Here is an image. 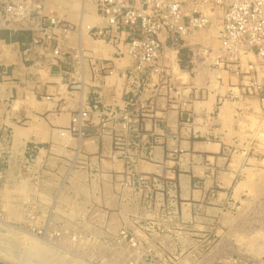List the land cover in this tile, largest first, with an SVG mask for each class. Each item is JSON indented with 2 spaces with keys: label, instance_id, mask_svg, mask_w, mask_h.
Here are the masks:
<instances>
[{
  "label": "rangeland",
  "instance_id": "rangeland-1",
  "mask_svg": "<svg viewBox=\"0 0 264 264\" xmlns=\"http://www.w3.org/2000/svg\"><path fill=\"white\" fill-rule=\"evenodd\" d=\"M87 11L95 17L90 5ZM59 13L57 9L46 10L47 15L63 20ZM63 21L76 24L69 19ZM216 28V20H211L203 30L189 33L186 47L179 54L165 55L170 59V66L166 63V84L160 85V78L145 70L141 88L159 85L170 101L196 113H204L215 96L222 98L229 90L236 93L237 79L212 68L211 61L199 52L217 48ZM201 36L207 39L190 41ZM84 40L89 50L97 45V49L113 51L88 36ZM121 49L125 51L122 46ZM117 62L131 65L127 58ZM175 69L184 75L179 78ZM40 73L47 78L45 72ZM87 81L90 83L89 75ZM108 83L116 84L120 90L123 87V79L117 75L108 77ZM4 87L1 85L0 89ZM29 96L26 93L24 103L32 108L34 103ZM207 100L205 107L202 104ZM46 102L43 100V104ZM246 102L240 105L226 101L216 110L223 127L229 130L228 139L233 136L234 125L239 129L235 146L227 157L229 168L237 175L224 199L215 194L211 199L188 200L182 193V183L175 178L140 173L145 169H140L141 163L135 157L118 163L110 174L98 169L92 172L81 168L58 169V174L53 173L56 180L39 184L38 191L24 178L15 179L17 173L9 171L0 195L6 212L3 221L8 223L0 221V251L23 257L21 248L14 244L20 232L10 225L15 223L26 232L24 224L31 211L36 217L34 227L47 222L50 227L65 230L46 234L26 232L32 241L46 244L65 264H264V100ZM18 103H14V109ZM236 107L243 110L242 116H235ZM9 125L14 130L15 126ZM17 145L12 143L13 156L21 155ZM38 163L41 164V158ZM50 167L55 164L50 163ZM29 261L41 264L37 259Z\"/></svg>",
  "mask_w": 264,
  "mask_h": 264
},
{
  "label": "built area",
  "instance_id": "built-area-1",
  "mask_svg": "<svg viewBox=\"0 0 264 264\" xmlns=\"http://www.w3.org/2000/svg\"><path fill=\"white\" fill-rule=\"evenodd\" d=\"M50 1L0 0V33L5 32L9 37L26 33L28 40L23 43L27 45L25 52L35 46L42 50L32 65L47 75L51 74L53 68L57 69V74H66L68 81L62 85L63 96L76 94L81 107L86 101V92L83 98L82 95L79 97L78 92L89 84L86 82L87 75L89 81L92 78L117 75L127 82L128 87H134L140 92L143 72L148 70L160 78V85H165L168 77V66L163 57L165 49H177L179 54L186 47L185 36L206 28L211 20H216L218 46L214 50L199 52L211 61L212 68L227 72L237 79L235 87L238 92L229 90L220 101L246 105L249 99L264 100V0H190L191 3L188 0H83L93 8L95 17L103 22V25L87 26L86 36L112 48L113 57L123 58L126 55L131 61V66L117 73L111 59L95 57L94 53L83 46L75 34L76 24L46 14L47 3ZM60 36L66 41L63 46L59 44ZM70 37L76 40L74 47L67 43ZM122 44L125 51L121 49ZM66 56L72 64L69 73L61 67V61ZM49 97L45 96V99ZM234 110L235 116H242L241 108L236 107ZM92 111H99L96 104L92 108L83 107L72 113L69 127L60 130L59 136L66 142L87 138ZM99 113L116 114L113 110ZM188 122V119L185 120V123ZM138 126L136 120L130 138L115 140V151L122 158L130 159L127 155L136 150ZM67 147L68 143H64L63 148ZM11 148L12 130L2 126L0 195L9 171L17 173L15 179L27 180L34 191H38L39 184H47L46 179L52 171L38 163L40 149L34 145L30 149L25 148L21 155L13 156ZM3 206L0 199V221L5 214ZM35 220V214L28 212L24 224L27 233L65 231L63 228L50 227L47 222L41 227H34ZM17 227L21 228L19 225Z\"/></svg>",
  "mask_w": 264,
  "mask_h": 264
},
{
  "label": "crops",
  "instance_id": "crops-1",
  "mask_svg": "<svg viewBox=\"0 0 264 264\" xmlns=\"http://www.w3.org/2000/svg\"><path fill=\"white\" fill-rule=\"evenodd\" d=\"M2 35L3 32L0 33V86L5 87L0 89V127L11 128L14 135L12 137L15 138L12 143L18 144L19 154L29 144L43 148L45 146L46 149H40L37 158H41V164L52 171L48 174L46 183L55 181L53 172L58 174L57 171L61 168H81L91 172L98 169L106 174L114 173L118 163L127 161L115 151V140L130 138L133 122L137 120L138 145L134 153L127 156L140 161V169H145L140 173L177 179L183 185L182 193L186 199L194 202L198 201L197 197L211 199L215 194L218 199L227 197L230 185L237 175L236 171L229 168L227 157L231 147L235 146L233 143L239 129L234 125L233 136L228 139L229 130L223 127L219 112L216 113L223 104L220 96H215L205 106L204 113H196L194 110L188 112L181 104L165 97L159 85L154 88L150 84L137 92L123 80L120 90L116 84L108 83V77H104L92 78L78 92L82 98L86 92V101L81 107L76 94L63 96L62 85L68 81L66 74H57V69L53 68L45 79L41 71L32 65L42 54L39 46L25 52L27 45L6 42ZM198 40L203 39H190L191 42ZM65 42V38L60 36L59 44L63 46ZM67 43L74 47L76 40L70 37ZM98 47L92 46L94 51L85 48L97 57L110 58L116 73L129 67L128 62L121 65L117 62L126 59L125 57H113V51L111 53L104 48L97 49ZM61 67L65 72L72 71L68 56L62 59ZM26 93H29L30 101L34 103L32 108L24 103ZM45 96L50 97L47 100ZM43 100L47 101L46 104H43ZM17 101L18 107L14 109L13 105ZM207 101L204 103H208ZM95 104L99 111L113 110L116 114L101 115L99 111H92L87 127L88 137L81 141L63 140L59 131L69 127L70 115L83 107L92 108ZM187 119L189 122L185 123ZM9 124L15 126L14 130ZM17 125L22 126L23 130ZM64 143H68L66 149L63 148ZM50 163H54L55 167H50Z\"/></svg>",
  "mask_w": 264,
  "mask_h": 264
},
{
  "label": "bare ground",
  "instance_id": "bare-ground-1",
  "mask_svg": "<svg viewBox=\"0 0 264 264\" xmlns=\"http://www.w3.org/2000/svg\"><path fill=\"white\" fill-rule=\"evenodd\" d=\"M189 2L191 3L190 0H189ZM56 4H59V5H56ZM47 6L50 7V8H48V7L46 8V10H48V11H49V9H50V11L52 9H54V10L57 9V11L60 12L59 16H63L64 17L63 20L69 19L71 21H75L76 26H77V33H75V34H76V36L78 38H80V41H81V43L83 44L84 47H86L88 45L85 42V40H84V38L86 37L85 31H86L87 26L100 25L101 24L100 23L101 22L100 19H98L97 17H93L92 14L88 13L87 10H88V6L89 5L85 4L83 2V0H79V2H78V0H52V1L47 3ZM62 13H64V14L66 13L67 15L64 16V14L62 15ZM56 17H58V16H56ZM201 30H203V29H201ZM201 30H199V31H201ZM195 32H198V31H195ZM186 37H189V36L187 35V36H185V38ZM201 37H202L203 40L207 39V37H205V38L203 36H201ZM216 43H217V40H216ZM122 47L125 50V47L123 46V44H122ZM93 51H94V49H93ZM95 51H96V48H95ZM168 52L173 54L174 52L176 53V50L165 49V53H164L163 57H164L166 63L169 65V62H170L169 56L167 55L165 57V55L168 54ZM124 57L127 58L126 55H124ZM173 58H174V56H173ZM206 59H208V58H206ZM175 71L177 72L178 77L180 76V74L184 75V73H181V71H178V69H175ZM179 78H181V77H179ZM236 90H237V88H236ZM237 92H238V90H237ZM212 101L213 100H210L209 104ZM202 105L206 106V103H204ZM202 105H200V106L202 107ZM197 108H199V107H197ZM20 190L22 191V189H20ZM8 212H10V211H8ZM5 214H6V212H5ZM1 221H2V223L5 222L3 220H1ZM6 224L8 225V223H6ZM10 227H11V229L17 230V232H20V233H18L19 236H15L14 244L19 246V248H21V252L23 253L22 254L23 257L16 256V255L12 254L11 252L0 251V263H2V264H5V263H8V264H38V263H33L32 261L30 262L29 259L31 258V259H34V260L37 259L38 261H41V264H65L64 261H63L64 262L63 263L62 260L59 259L60 257H58L59 256L58 254H57V258H56V256L54 255L53 251L50 250L49 248H47L46 244H44V243H36L35 241H32L30 235H28L26 232H22L15 225H10ZM55 254H56V251H55ZM26 257H29V258H26ZM63 260H66V259H63ZM72 264H78V263L76 262V263H72Z\"/></svg>",
  "mask_w": 264,
  "mask_h": 264
},
{
  "label": "trees",
  "instance_id": "trees-1",
  "mask_svg": "<svg viewBox=\"0 0 264 264\" xmlns=\"http://www.w3.org/2000/svg\"><path fill=\"white\" fill-rule=\"evenodd\" d=\"M2 39H4L6 42L22 43L28 40V36L26 33H20L9 37L7 33L3 32Z\"/></svg>",
  "mask_w": 264,
  "mask_h": 264
},
{
  "label": "water",
  "instance_id": "water-1",
  "mask_svg": "<svg viewBox=\"0 0 264 264\" xmlns=\"http://www.w3.org/2000/svg\"><path fill=\"white\" fill-rule=\"evenodd\" d=\"M0 264H2V263H0Z\"/></svg>",
  "mask_w": 264,
  "mask_h": 264
}]
</instances>
